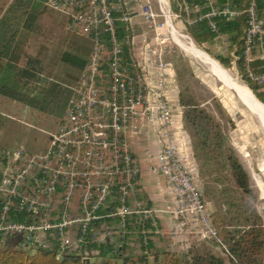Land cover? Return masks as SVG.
<instances>
[{"label":"built area","instance_id":"built-area-1","mask_svg":"<svg viewBox=\"0 0 264 264\" xmlns=\"http://www.w3.org/2000/svg\"><path fill=\"white\" fill-rule=\"evenodd\" d=\"M156 1L158 10L152 0L47 1L50 10L67 17V30L92 46L46 150L33 154L16 146L1 152L0 249L55 250L60 259L88 244L110 241L155 257V236L171 243L170 252L215 243L230 257L199 181L190 135L174 121L167 55L176 47L185 51L188 43L196 46L190 27L205 23L221 38L219 20L245 15L246 70L264 86V67L257 74L251 70L255 61L264 62V17L258 0H248L245 9L234 0ZM139 19L150 31L141 48L143 62L135 34ZM145 125L159 132L160 153L150 171L164 179L172 199L166 211L174 220L170 230L139 200L142 170L132 138ZM11 238L14 244L7 243Z\"/></svg>","mask_w":264,"mask_h":264},{"label":"trees","instance_id":"trees-1","mask_svg":"<svg viewBox=\"0 0 264 264\" xmlns=\"http://www.w3.org/2000/svg\"><path fill=\"white\" fill-rule=\"evenodd\" d=\"M8 1L2 6L3 1L0 0V41L5 42L4 45H0V94L6 100L20 102L41 113V117H29L27 120L38 128L44 127L41 118L56 97L54 90L46 89L41 83L42 61L38 57L29 55L24 49L31 33L36 32L34 24L44 14L48 0ZM225 1H220V4ZM234 2L246 6L248 0H234ZM258 8L263 15L264 0H258ZM20 14L22 18L25 17L22 21ZM218 27L220 33L230 42L227 52L216 55L211 50L205 49V51L225 68L235 65L243 81L254 93L253 96L264 104V86L249 77L243 56L247 17L243 16L233 21L219 20ZM189 33L201 47L217 37V34L211 32L205 23L190 27ZM63 58L80 71L87 63L84 58L70 54L64 55ZM263 67V61L257 60L251 64V70L255 74L260 73ZM186 98L187 96L181 94V103L185 107V122L194 134L197 158L203 159V168L207 169L206 174L212 177L219 174L220 169H224L240 191L253 196L250 176L221 126L208 111ZM2 113L7 112L0 111V129L8 126V118L2 116ZM8 147L4 145L0 148V163L1 149ZM213 166L218 169H213ZM214 181L220 182L219 178H214ZM214 192L215 190H210V194ZM238 211L232 220V225L226 223L221 212L212 214L220 236H223L229 246L230 257L215 253L219 249L217 244L213 243L212 246L200 244L183 254L162 250L160 255L155 256L154 261L150 262L148 256L144 254H131L125 245L119 246L106 241L100 245L88 244L65 254L60 259L55 250L40 249L35 254H31L17 246H7L0 249V264H87L85 258L90 259V264H264L263 220L253 206Z\"/></svg>","mask_w":264,"mask_h":264},{"label":"rangeland","instance_id":"rangeland-1","mask_svg":"<svg viewBox=\"0 0 264 264\" xmlns=\"http://www.w3.org/2000/svg\"><path fill=\"white\" fill-rule=\"evenodd\" d=\"M1 1H3L2 6H4L8 0ZM152 1L153 9L158 10L157 1ZM24 18L20 14V20L22 21ZM66 25L67 17L65 15L45 6L44 14L34 24L36 32L31 33L24 49L29 55L38 57L42 61L41 83L46 89L54 90L53 93L56 97L52 100L53 102L51 101L48 110L44 112L41 118L44 127L38 128L27 120L29 117H41V113L30 107L24 109L25 115L22 117H7L8 126H10L9 124L13 125L8 135L11 146H23L33 154L42 153L48 147L49 133L54 132L63 119L67 103L72 94V88L77 85L82 73L80 69L67 62L63 56L70 54L84 58L87 61L90 55L91 41L81 35L69 32ZM143 25L149 30L146 24ZM196 47L205 51L201 46L197 45ZM175 51L176 53L171 54L169 59L177 70L181 94L187 96L188 101L191 100L192 103L194 102L208 111L221 126L223 133L229 139L230 145L235 150L251 180L253 196L240 191L232 177L224 169H220V173L212 177L207 175V169L203 168V159L197 158L194 134L185 122L186 129L192 139L194 156L198 164L199 181L205 199L209 203L211 214L217 211L221 212L226 223L232 225V220L239 212L238 210L253 206L261 216L264 225L263 129L252 112L248 111L243 105L234 90L217 79L205 64L178 47L175 48ZM222 67L230 72L239 83L247 85L235 65L231 68ZM8 128L6 127V129ZM27 143H29V147L25 146ZM213 169L218 168L213 166ZM214 178H219L220 182L216 183ZM210 190H215L214 194H210ZM231 229H234V227H231ZM221 238L223 239L222 235ZM202 244L214 245L213 243ZM215 253L220 254L221 252L219 250ZM31 254H35V252ZM135 255L142 254L137 253ZM148 258L150 262L154 261V256H148Z\"/></svg>","mask_w":264,"mask_h":264},{"label":"crops","instance_id":"crops-1","mask_svg":"<svg viewBox=\"0 0 264 264\" xmlns=\"http://www.w3.org/2000/svg\"><path fill=\"white\" fill-rule=\"evenodd\" d=\"M220 1L222 2L223 0H218L217 2L220 4ZM246 6L241 5V4L239 5V7L243 9H245ZM243 16L245 15H242L238 18H241ZM261 16L264 17V13ZM143 24L144 23L142 22V19H139V21H137V24H135L136 25L135 26L136 42L138 46L137 53H138L139 58H141L140 59L141 62H143V51L141 50V48L144 45L145 39L150 34V31L147 30ZM152 35H153V31L151 29V38H152ZM4 44H5L4 41L3 42L0 41V45H4ZM229 46H230L229 40L227 39L225 35H223V37L221 38L216 37L211 42L205 43L202 47L206 50H209V51L211 50L213 54L221 55L227 52ZM169 56L170 55H167V61L170 63L169 79L167 81V96H168L169 102L171 103L174 109L173 114H174L175 124L177 126H182L186 129L185 116H184L185 107L181 103V93L182 92L180 88L179 76L177 75V70L175 69L172 61L169 59ZM212 60L214 59L212 58ZM151 81L153 82L156 81L152 71H151ZM249 90L250 92H252L250 88ZM27 107L28 106H25L24 104L20 102L10 101L8 99L6 100V98H4L0 94V111L7 112V113H2V116L6 118L8 116H9L8 118L24 116L25 115L24 109H26ZM8 112H10L9 114H11V116L8 114ZM9 125L10 126H7L9 127L8 129L6 128L0 129V148L4 145L11 146V143H10L11 141L8 139L9 138L8 135L10 134V130L12 129L13 125L11 124ZM1 133L2 134L4 133V134L2 135ZM188 135L190 134L188 133ZM158 136H159V132L155 127H152V126L148 127L147 125H145L143 126L141 133L135 135L132 138L133 149L140 161L141 170H142L141 186L139 190V200L144 202V204L147 207H150L151 209L155 210V216L161 227H163L166 230H170L174 225V220L172 216L166 211L171 206L172 199L168 197L165 193L164 179L161 176H158L157 174H154L152 173V171H150V166L152 167V165L157 162L159 153H160L161 143L158 140L159 139ZM190 140L192 141L191 136H190ZM25 146L29 147V143H27ZM14 147L16 146L13 145L11 147H8L7 149H12ZM1 150H5V149H1ZM0 171H1V163H0ZM15 242L16 240L11 238L8 240L7 243L14 244ZM151 244H153L152 246L153 250L159 253L158 256L160 255V251L162 250H166L170 252L169 246L171 245V243L168 240L159 239L153 236L151 238ZM131 252H134V250L131 249ZM173 253H178V252H173Z\"/></svg>","mask_w":264,"mask_h":264},{"label":"bare ground","instance_id":"bare-ground-1","mask_svg":"<svg viewBox=\"0 0 264 264\" xmlns=\"http://www.w3.org/2000/svg\"><path fill=\"white\" fill-rule=\"evenodd\" d=\"M184 49L190 55L205 64L217 79L234 90L246 109L254 114V117L264 131V106L253 96L249 88L235 80L230 72L212 60L210 56L195 45L190 43L185 44Z\"/></svg>","mask_w":264,"mask_h":264},{"label":"water","instance_id":"water-1","mask_svg":"<svg viewBox=\"0 0 264 264\" xmlns=\"http://www.w3.org/2000/svg\"><path fill=\"white\" fill-rule=\"evenodd\" d=\"M254 95V93H253ZM255 96V95H254ZM258 100V99H257ZM259 101V100H258ZM260 102V101H259ZM262 104V103H261ZM264 106V104H262ZM87 264H90V259H86Z\"/></svg>","mask_w":264,"mask_h":264}]
</instances>
